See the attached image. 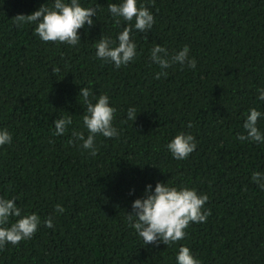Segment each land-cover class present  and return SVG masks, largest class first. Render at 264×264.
<instances>
[{"label":"trees","instance_id":"1","mask_svg":"<svg viewBox=\"0 0 264 264\" xmlns=\"http://www.w3.org/2000/svg\"><path fill=\"white\" fill-rule=\"evenodd\" d=\"M79 2L97 12L70 46L45 43L34 24L13 22L54 0H0V130L12 135L0 146V197L16 198L22 215L41 218L31 239L0 250V264H176L181 246L201 264H264V190L251 180L254 171L264 173V143L237 139L246 135L250 108L264 114L257 99L264 88V0H137L155 23L147 33L133 30L137 56L119 69L98 59L94 44L102 35L117 40L127 22L116 27L107 5L122 0ZM155 44L169 53L188 45L196 68L176 64L156 79L162 70L150 60ZM81 87L107 94L116 108L120 135L98 134L96 156L68 144L73 129L88 135ZM129 108L136 109L134 123ZM69 115L72 125L55 135L54 120ZM257 127L264 134V115ZM181 132L197 147L177 160L167 144ZM157 182L209 196L206 222L190 224L185 239L170 246L145 245L126 219L133 201ZM49 216L53 228L44 226Z\"/></svg>","mask_w":264,"mask_h":264},{"label":"clouds","instance_id":"2","mask_svg":"<svg viewBox=\"0 0 264 264\" xmlns=\"http://www.w3.org/2000/svg\"><path fill=\"white\" fill-rule=\"evenodd\" d=\"M149 2L154 4V0ZM107 8L116 27L121 28V20L127 23L118 33L117 40L102 35L94 47L98 59L112 63L119 69L128 65L137 56V46L132 39L133 30L147 33L152 29L155 20L149 7L144 3L138 4L137 0H122L119 4H108ZM96 12V7H83L79 0H70V2L54 0L51 7L42 5L29 15L18 14L13 18V22L18 28L25 24H34V34L45 43L76 46L81 42L79 30L85 25L89 27L94 25L92 17L96 16ZM144 38L147 39L146 36ZM189 52L188 45L178 52L169 53L166 47L155 44L150 50V60L162 70L156 73L155 78L160 79L161 76L166 78L168 74L166 70L176 64L195 69L197 61L189 56ZM58 72L59 68H52L53 75ZM258 92L257 99L264 101V88L258 89ZM79 97L86 106L82 121L88 135L85 137L83 131L73 129L68 144L74 145L79 142L83 149L90 150L91 156H96L98 148L95 140L98 134L109 139L120 135L113 126L116 108L110 106L107 94L96 97L89 87H81ZM262 115L264 114L255 107L250 108L243 124L246 135L239 134L237 139L242 142L264 143V134L257 127ZM136 117V109L129 108L127 119L134 123ZM72 123L70 115L55 119L53 122L55 135H64ZM187 126L191 128L193 125L189 122ZM11 142V133L7 129L0 130V146ZM196 147V138L184 132L178 133L167 144V149L177 160L187 159ZM251 180L264 190V173L254 171ZM208 200L207 194L198 193L195 188L157 182L154 190L151 184L147 185L144 196L133 201L132 211L126 212V219L129 227L135 230L145 245L152 244L158 247L163 243L170 246L185 239L186 229L190 224L206 222L207 217L211 215L210 209L205 208ZM22 211L16 204V198L0 197V250H3L7 244L18 245L22 241L31 239L37 232L41 218L35 213L22 215ZM55 211L63 214L65 209L57 204ZM12 217L17 219L9 226ZM43 223L48 228L54 226L51 216ZM176 264H201V261L194 257L189 247L181 246L176 256Z\"/></svg>","mask_w":264,"mask_h":264}]
</instances>
